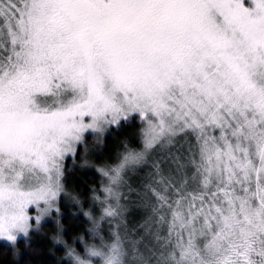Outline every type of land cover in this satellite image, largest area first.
Returning a JSON list of instances; mask_svg holds the SVG:
<instances>
[{"label":"snow or ice","instance_id":"1","mask_svg":"<svg viewBox=\"0 0 264 264\" xmlns=\"http://www.w3.org/2000/svg\"><path fill=\"white\" fill-rule=\"evenodd\" d=\"M134 118L141 264H264V0H0V241L58 223L66 158Z\"/></svg>","mask_w":264,"mask_h":264},{"label":"trees","instance_id":"2","mask_svg":"<svg viewBox=\"0 0 264 264\" xmlns=\"http://www.w3.org/2000/svg\"><path fill=\"white\" fill-rule=\"evenodd\" d=\"M141 128L142 124L134 118L127 123L122 122L120 127L112 126L109 132L100 142L97 143L91 137L88 139V152L85 155L81 149L80 153L75 157V160L67 158L64 167V175L62 183L69 192L78 194L82 198V207L77 208L70 204L64 195L60 198L59 206L62 209L60 219L66 226L64 237L73 243L77 249L81 247L79 242L74 240L77 234L86 232L87 221L82 215V209L91 208L95 213L98 211L95 205L89 200V194L95 190L99 192L100 186L103 183L101 176L97 174L94 167L82 168L81 163L85 160L94 164H112L118 159V152L124 147L121 143L126 141L127 145L134 148L141 147ZM161 153L152 152L148 157L150 163L144 165L135 171H130L126 176L127 184L122 189V204L127 206L124 211L122 222L117 229L116 224L104 225V234L108 236L113 230H118L124 237L126 242H130L133 253L137 252V243L139 241L153 242L152 238L144 230L146 213L136 205V192H130L129 187L136 191H142L144 186L151 182L150 173L154 172L151 161L158 160ZM73 162V163H72ZM131 197V199H129ZM54 222H45L41 225L39 232L30 231V239H18L16 247L20 250L17 257L13 255V248L10 245L0 243V264H68L62 258L64 249L59 246H54L49 235L55 232ZM27 244V247L25 246ZM31 249V250H30Z\"/></svg>","mask_w":264,"mask_h":264},{"label":"clouds","instance_id":"3","mask_svg":"<svg viewBox=\"0 0 264 264\" xmlns=\"http://www.w3.org/2000/svg\"><path fill=\"white\" fill-rule=\"evenodd\" d=\"M140 142L141 147L134 148L128 146L126 141H122L121 143L124 147L118 152V159L115 163L94 164L87 160L81 163L82 168L94 167L97 174L102 177L103 183L100 186L99 192L92 191L89 194L90 202L96 206L98 211L94 213L91 208L82 209V215L87 221L86 232L89 235L85 237L81 233L74 237V240L81 245L79 249L73 243H69L64 237L63 233L66 230V226L62 220L58 218V223L55 221L56 230L49 235V239L54 246L64 249L62 258L68 264H141L140 254L138 252L130 253L128 243L118 230H113L108 236L104 234L105 224L111 222L120 225L122 222L125 210L121 196L127 174L130 171L143 167L148 159L149 150L144 147L142 140ZM100 145L102 146V141ZM130 152L141 153V158L134 164L125 165L121 169L120 178L116 182H113L111 177L116 175L114 169L124 161V158ZM105 189H111V191L108 192ZM61 194L64 195L70 204L75 205L77 208L82 207V198L76 193L69 192L64 185H62ZM108 209L112 211V215L106 213L105 210ZM46 218H48L47 215L42 217L40 223L35 225V228L31 230L39 232ZM18 238L19 236H17L16 240L8 241V244L13 248V255L17 258L20 254V250L16 247Z\"/></svg>","mask_w":264,"mask_h":264},{"label":"rangeland","instance_id":"4","mask_svg":"<svg viewBox=\"0 0 264 264\" xmlns=\"http://www.w3.org/2000/svg\"><path fill=\"white\" fill-rule=\"evenodd\" d=\"M67 159V158H66ZM71 159V158H70ZM65 162H66V160H65ZM64 162V163H65ZM73 163V162H72ZM64 167H65V164H64ZM61 198H62V196H61ZM60 210H61V215H62V209L60 208ZM30 211H32V213H33V215H35V212H34V210H30ZM55 213H53L52 214V217L51 218H46L44 221H43V223H45V222H54L55 223ZM60 218V217H59ZM42 223V224H43ZM33 228H35V224H33ZM30 231H35V230H30ZM18 239H24L22 236L21 237H19ZM0 243H3V244H7V245H9L7 242H3V241H0ZM128 243V246H129V251H130V253H133V249L131 248V243L130 242H127ZM151 244H152V242H150V243H144V241H139L138 243H137V252L140 254V253H142V252H145L146 251V246H151ZM136 253V252H135Z\"/></svg>","mask_w":264,"mask_h":264}]
</instances>
